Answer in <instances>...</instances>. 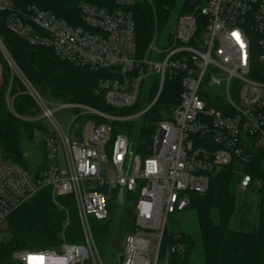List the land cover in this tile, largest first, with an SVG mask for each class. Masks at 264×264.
<instances>
[{"label": "built area", "instance_id": "obj_1", "mask_svg": "<svg viewBox=\"0 0 264 264\" xmlns=\"http://www.w3.org/2000/svg\"><path fill=\"white\" fill-rule=\"evenodd\" d=\"M145 1L154 13L150 0L82 1L80 25L71 26L49 11L16 9L11 0H0L9 34L51 50L61 62L101 74L94 96L106 109L137 108L141 86L152 78L148 105L139 113L113 116L55 101L27 80L0 38V83L4 65L10 77L7 112L47 131L37 180L5 163L0 153V237L8 218L42 189H49L51 203L64 215L59 249L15 252V264H103L90 222L106 221L108 204L122 206L128 193L138 196L134 231L124 239L118 264H169L171 255L184 253L180 243L164 248L169 217L189 206L191 194L204 196L210 178L232 163L247 166L264 154V0H185L166 42H158L155 21L152 40L139 52L133 8ZM14 79L21 85L19 94L32 101L34 115L16 114L9 96ZM172 82L179 89L177 99H163ZM150 111H156L149 117L156 130L150 155L142 158L126 134L112 136V130ZM58 115L70 120L66 126ZM236 174L238 188L247 191L251 176ZM61 198L74 204L80 244L66 242L71 216Z\"/></svg>", "mask_w": 264, "mask_h": 264}, {"label": "trees", "instance_id": "obj_2", "mask_svg": "<svg viewBox=\"0 0 264 264\" xmlns=\"http://www.w3.org/2000/svg\"><path fill=\"white\" fill-rule=\"evenodd\" d=\"M82 1L85 0H11L16 9L35 6L53 13L71 26L80 25L79 5ZM150 1L154 5V13L146 1L133 8L139 52H144L152 40L155 21L159 34L167 26L172 7L178 0ZM164 8H167V11ZM5 18L6 14L0 13V38L3 45L27 80L42 96L64 103L83 104L113 116L135 112V108L123 111L106 109L94 96L96 82L101 74L61 62L49 49L27 45L6 31ZM9 81L7 70L3 69L0 83V153L5 163L20 166L37 180L44 168V162L32 164L25 155L27 148L35 144V135L39 134L44 139L47 131L39 123L22 122L7 112L5 96ZM178 92L176 82L168 83L162 97L174 101ZM19 93L20 84L14 79L9 96L14 99L16 114L34 115L32 101ZM149 114L151 111L146 117ZM145 120L137 133L116 127L112 130V136L124 133L130 141L133 140L134 150L142 158L150 155L151 140L156 130L149 119ZM237 171L251 176L253 184L246 192L256 196L254 207H248L245 200L237 201L236 190L240 183ZM256 181L260 182L258 189L254 187ZM137 200V195L128 193L122 206L114 202L108 204L109 215L106 221L91 220L90 226L96 246L98 243L109 242L119 249L121 237H126L134 231V206ZM61 201L69 208L71 216L70 225L65 232L66 242L80 244L82 233L74 204L68 198H61ZM116 209L123 213L118 224L113 222L112 212ZM245 213H249V220L245 219ZM182 214L193 215L197 236L186 231L171 234L166 229L163 235L164 248L174 243L184 246L183 254L169 257V264H195L197 250L202 264H264V154L257 155L251 164L240 168L232 163L210 178L208 192L204 196L191 194L189 206ZM63 221V213L50 201L49 189L40 190L33 199L8 218L1 230L3 238L0 242V264H15L11 259L15 252L58 250L62 244L60 234Z\"/></svg>", "mask_w": 264, "mask_h": 264}, {"label": "rangeland", "instance_id": "obj_3", "mask_svg": "<svg viewBox=\"0 0 264 264\" xmlns=\"http://www.w3.org/2000/svg\"><path fill=\"white\" fill-rule=\"evenodd\" d=\"M184 2L185 0H178L172 7V12L170 15V19L168 20V24L161 31L160 33L161 36L158 39V42H160L161 44H164L167 40V36L171 31V25H172L173 19L179 16L184 11V10H181ZM4 69L6 70L5 65H4ZM151 83H152V78H149L143 82L141 89H140L138 106L137 108H135L136 113H139L143 111L144 109H146L148 102H149V92L151 90ZM20 92H22L21 85H20ZM155 112L156 111L151 112V114H149L148 117L146 118L142 117L139 121L135 123L116 124L115 127L120 128L121 130H130L132 133H137L140 127L142 126L143 121L145 119L148 120L149 117L155 114ZM57 119L63 126H66V124L70 121L69 119H67V117H64L62 115H58ZM152 124L156 128V124L154 122H152ZM131 144H132V149L134 150L133 140L131 141ZM42 146H43V137H41L39 134H36L35 144L27 148V154L25 155V157L27 158L29 162H31L32 164L44 162V150L42 149ZM236 196H237V201L245 200L248 207H252L257 201V198L254 194L247 193L246 191L242 192L239 188H237L236 190ZM112 214L114 217L113 218L114 224H118L121 221L122 216H123L122 211L116 209L115 211L112 212ZM249 218H250L249 213H245V219L249 220ZM232 226L235 228L234 224H232ZM167 229L171 234H177L179 232L186 231L190 234L197 236L196 221L193 215H185L182 213L171 215L168 220ZM2 238H3V235L0 237V242L2 241ZM124 239L125 237H121V245L119 249L115 248L112 245V243H109V242L97 244V249H98V252H99V255L101 257L103 264H118V260L121 257L123 249H124ZM155 246H156V242L154 241L152 242V245L149 249V253L151 255H154ZM159 264H161V262ZM195 264H202L201 257H200L198 250L195 253Z\"/></svg>", "mask_w": 264, "mask_h": 264}, {"label": "water", "instance_id": "obj_4", "mask_svg": "<svg viewBox=\"0 0 264 264\" xmlns=\"http://www.w3.org/2000/svg\"><path fill=\"white\" fill-rule=\"evenodd\" d=\"M119 260L121 261L122 260V257H120Z\"/></svg>", "mask_w": 264, "mask_h": 264}]
</instances>
